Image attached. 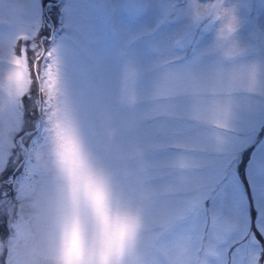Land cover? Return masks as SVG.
I'll list each match as a JSON object with an SVG mask.
<instances>
[{
    "label": "rangeland",
    "instance_id": "374dc122",
    "mask_svg": "<svg viewBox=\"0 0 264 264\" xmlns=\"http://www.w3.org/2000/svg\"><path fill=\"white\" fill-rule=\"evenodd\" d=\"M67 3L36 0L42 14L39 31L44 47L60 45L68 57V87L60 109L53 101L40 135L20 152L29 170L45 181L37 188L45 189L49 178L34 161L33 151L47 142L51 131L48 117L55 112L75 122L95 163L111 174L122 194L148 199L143 243L154 264L155 241L164 234L166 238L184 236L193 246L203 247L204 264H264V182L260 180L264 177V0H224V7L232 10L236 21L233 39L244 50L231 60L224 59L215 47L226 20L197 23L186 0H75L79 11L71 18L66 15ZM11 19L8 0H0V30L21 28L10 23ZM193 61L255 64L259 69L258 90L213 93L234 98L230 114L223 122L215 118L211 132L205 127L206 115H186L191 129L180 141L185 147L165 151L161 147L166 142L160 134L162 122L151 119L153 112L146 105L131 103L130 96L133 92L138 99L155 94L171 73L195 76L190 65ZM216 86L211 78L206 80L199 101H205L207 89ZM15 99L9 101L13 113L9 118L18 125L25 122L30 132L29 126L36 124L29 119L36 99L35 85L32 99L24 98V118L13 109ZM193 100L190 94L189 104ZM165 104L161 100V110ZM8 155L7 151L0 152V167ZM164 155L168 157L167 180L186 176L199 186L222 180L229 193L227 204L215 198L203 206L192 203L199 194L194 187L184 205L185 213L175 207L158 209L156 166ZM179 161H187L188 166L178 167ZM208 162L211 169L202 172L198 166ZM17 166L14 156L7 168ZM13 183L0 174V240L11 234L9 208L15 205L16 195ZM3 259L0 256V264Z\"/></svg>",
    "mask_w": 264,
    "mask_h": 264
},
{
    "label": "snow or ice",
    "instance_id": "6c2138e0",
    "mask_svg": "<svg viewBox=\"0 0 264 264\" xmlns=\"http://www.w3.org/2000/svg\"><path fill=\"white\" fill-rule=\"evenodd\" d=\"M186 2L195 22L199 23L205 19H225L227 22L225 28L228 32L233 31L232 22L235 21V17L231 9L224 7V0H214L208 3H201L200 0H186ZM8 6L12 13L10 23H18L21 28L7 32L0 30V71H3L5 63L2 41L7 36L12 41L7 50L11 54L10 63L13 66L9 71L8 79L15 84V96L18 97L13 101V109L21 113L23 118L24 98L28 97L31 100L33 85L36 87V99L29 115V119L35 120L36 124L29 126L30 132L26 129L25 122L18 125L13 119L5 120L4 117H0V152L9 153L6 162L0 167V174L13 179L14 183L11 187L16 193L13 198L15 205L9 208V214L13 217L9 224L11 229L13 221L22 217L25 201L29 195L45 182L43 177L29 170L28 162L25 156L20 155V152L30 140L40 135L46 123V114L52 108L53 101H56L57 110L60 109L61 97L64 96V90L68 87V57L60 45L54 43L50 47H44V37L39 31L42 26V14L37 10L36 0H8ZM52 11L56 13L57 9ZM78 11L79 9L75 7V0H68L66 15L71 18ZM223 31L224 29H221V35ZM16 45L19 46V52H17ZM30 51L32 52L31 57H29ZM176 62L169 61L170 64ZM190 65L195 76L186 78L183 73H171L162 81L155 94L138 99L133 92L130 96L131 103L146 105L153 112L151 119L162 122L160 134L166 138V142L161 147L165 151L185 147L180 141L191 129L185 116L193 114L199 117V93L206 80L211 78L220 87L239 82L242 90L247 93L256 92L260 83L257 78L259 71L249 72L243 66H228L223 62L206 64L201 61L190 62ZM190 94L194 97L191 104H189ZM9 95H12L11 91ZM161 100L166 101L163 110H161ZM64 111L67 116L66 107ZM216 116L218 118L220 113ZM69 152L71 153L72 149H69ZM14 156L18 166L15 169H8V163ZM167 160L166 155L161 156L156 166L158 209L167 210L175 207L183 209L185 213L187 209L184 205L189 202L187 197L194 187L199 194L192 203L203 206L207 200L215 198L227 204L229 193L222 180L203 186L194 185L193 181L186 176L167 180L165 172ZM69 163L71 165L68 173L69 188L63 217L65 237L70 236L73 240H77L81 236H86L90 230H98L106 235L110 229L115 227L118 218L113 219L112 209L103 189L93 180L74 153ZM211 167V162L198 166L205 173ZM260 180L264 182V177ZM4 196L9 198L10 194L5 192ZM9 202L11 203V200ZM154 253L156 255L155 264H204L201 255L205 253V249L193 246L184 236L176 238H166V234L158 236ZM0 256L4 258L3 264H14L15 253L11 244L8 249L0 251Z\"/></svg>",
    "mask_w": 264,
    "mask_h": 264
},
{
    "label": "clouds",
    "instance_id": "9594fccd",
    "mask_svg": "<svg viewBox=\"0 0 264 264\" xmlns=\"http://www.w3.org/2000/svg\"><path fill=\"white\" fill-rule=\"evenodd\" d=\"M232 23V32H228L223 26L221 35L220 29L215 46L226 60H231L244 51L233 39L236 21ZM10 43L12 41L5 36L2 41L5 63L3 71H0V115L5 120L13 115L9 101L18 98L15 96V84L8 79L13 67L10 63L11 54L7 50ZM243 67L249 72L259 71L255 64ZM240 90L242 88L239 82L207 89L209 94L205 101H200L199 115L207 116L205 127L209 132L213 130L212 123L217 118L216 114L220 113L219 117L223 122V118L233 110L235 102L233 97L213 93ZM48 120L51 131L47 142L33 151L34 161L48 175V185L43 190L37 188L29 195L22 217L12 223L10 238L0 240V251L8 249L11 244L15 253L14 264H154L143 243L146 232L144 205L149 202L148 199H131L119 191L111 174L95 163V157L87 149L74 121H69L61 114H49ZM69 149H72L71 153ZM73 153L103 189L111 206L113 219L118 218L115 227L106 235L98 230H90L86 236L77 240L64 235L63 217L67 206L68 173L71 166L69 162ZM187 166V161L178 162V167Z\"/></svg>",
    "mask_w": 264,
    "mask_h": 264
},
{
    "label": "trees",
    "instance_id": "16d2710c",
    "mask_svg": "<svg viewBox=\"0 0 264 264\" xmlns=\"http://www.w3.org/2000/svg\"><path fill=\"white\" fill-rule=\"evenodd\" d=\"M44 42H46V40H45ZM18 47H19V46H18ZM18 51H19V48H18Z\"/></svg>",
    "mask_w": 264,
    "mask_h": 264
}]
</instances>
